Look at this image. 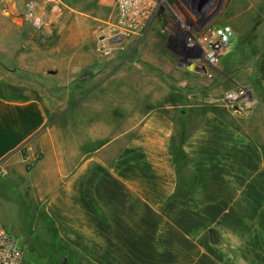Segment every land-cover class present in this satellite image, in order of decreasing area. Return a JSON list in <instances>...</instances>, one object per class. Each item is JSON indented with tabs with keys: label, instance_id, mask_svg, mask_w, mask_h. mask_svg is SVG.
I'll return each instance as SVG.
<instances>
[{
	"label": "crops",
	"instance_id": "0c3cea01",
	"mask_svg": "<svg viewBox=\"0 0 264 264\" xmlns=\"http://www.w3.org/2000/svg\"><path fill=\"white\" fill-rule=\"evenodd\" d=\"M11 1L18 23L7 30L21 34L25 0ZM39 1L31 18L43 26L26 32V59L74 105L50 122L42 95L0 84L1 170L33 176V188L21 186L25 209L37 212L29 220L44 218L63 245L53 259L22 264H264V56L247 80V117L166 103L145 65L137 75L129 65L121 76L83 74L97 66L80 61L91 57L85 38L67 45L50 26L70 12ZM145 92L157 96L136 103Z\"/></svg>",
	"mask_w": 264,
	"mask_h": 264
},
{
	"label": "rangeland",
	"instance_id": "374dc122",
	"mask_svg": "<svg viewBox=\"0 0 264 264\" xmlns=\"http://www.w3.org/2000/svg\"><path fill=\"white\" fill-rule=\"evenodd\" d=\"M51 2L57 6L56 11L70 12L61 20V24H50L52 28H61V32L66 34L67 45L71 41V35L77 34L80 39L78 42L84 41V38L86 40L85 46L91 57L87 56L88 58L80 61H95L97 66L91 70L83 69V74L121 76L128 74V70L123 68L129 65L134 68L130 74L137 75L140 73L137 66L142 64L146 66V71L142 74L155 76V87L159 86L162 100L166 103L199 108L205 105L202 109H207V106L217 109L225 105L229 92L243 89L245 94L238 108L243 117L249 115L251 107L244 109V106L251 105L255 91L247 85V80L251 78L256 64L264 56V0H164L146 31L125 42L124 50L115 51L114 56L107 59L97 56L96 46L105 22L114 14L113 1ZM11 4V0H0V84L6 87L9 94L15 95L22 91L23 94L28 92L42 95L49 111L50 122H53L61 112L73 107L74 99L72 96L67 99L64 97L62 88L52 73L37 72L36 67L29 66L30 61L26 59V42L31 37L26 32L33 27L43 26V22L33 21L31 18V12L37 11L40 1L25 0V5L22 6L21 12L19 11L20 16H23V27L26 29L21 34L7 30L18 23L17 20L15 23L10 13ZM222 26L230 27L235 34L220 62L216 65H204L207 68L206 74L190 71L188 66L196 61L186 49V45L202 41L208 36L210 29ZM55 35L50 39L51 45L55 42L53 39H57L54 38ZM197 58L202 61L200 54ZM69 71L74 74L73 68ZM115 86L120 88L121 82L115 83ZM145 87L147 92L149 85L146 84ZM146 92L147 99L135 98L134 101L141 104L146 102L147 105L153 101L152 97L157 96V93L149 95ZM134 93L138 94L137 89H134ZM33 162L32 158L24 162L26 173L33 168ZM3 168L1 170L0 167L2 223L18 239L24 251V259L43 262L53 259L63 245L59 243L53 228L46 224L44 218L30 221L32 215L37 212L25 209L30 194L21 186L33 188V176L21 172L11 173L6 167ZM17 182L19 186L16 185ZM29 221L43 225L29 226Z\"/></svg>",
	"mask_w": 264,
	"mask_h": 264
},
{
	"label": "built area",
	"instance_id": "2783aa9c",
	"mask_svg": "<svg viewBox=\"0 0 264 264\" xmlns=\"http://www.w3.org/2000/svg\"><path fill=\"white\" fill-rule=\"evenodd\" d=\"M112 1L114 14L105 22V27L98 35L96 54L101 59L113 57L115 51L124 50L125 42L143 34L164 2V0ZM233 36L234 31L230 27H215L208 31V36L202 41L188 43L186 49L194 57L195 64L216 65L220 62ZM199 54L202 61L197 58ZM244 94L243 89L229 92L226 95L225 106L235 112H242L238 107L241 106L240 102ZM249 106L250 104L245 105L244 109ZM23 259L24 251L18 239L6 229L0 219V264H22Z\"/></svg>",
	"mask_w": 264,
	"mask_h": 264
},
{
	"label": "water",
	"instance_id": "95a60500",
	"mask_svg": "<svg viewBox=\"0 0 264 264\" xmlns=\"http://www.w3.org/2000/svg\"><path fill=\"white\" fill-rule=\"evenodd\" d=\"M188 69L190 71H194V72H197V73H200V74H206L207 73V68L204 66V65H196L194 63H191L189 66H188Z\"/></svg>",
	"mask_w": 264,
	"mask_h": 264
},
{
	"label": "bare ground",
	"instance_id": "6f19581e",
	"mask_svg": "<svg viewBox=\"0 0 264 264\" xmlns=\"http://www.w3.org/2000/svg\"><path fill=\"white\" fill-rule=\"evenodd\" d=\"M235 34V33H234ZM211 40V39H210Z\"/></svg>",
	"mask_w": 264,
	"mask_h": 264
}]
</instances>
